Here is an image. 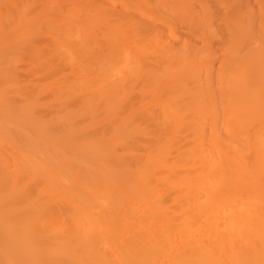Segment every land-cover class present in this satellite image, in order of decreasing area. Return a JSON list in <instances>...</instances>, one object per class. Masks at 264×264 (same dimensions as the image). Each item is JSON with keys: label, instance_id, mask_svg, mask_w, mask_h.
I'll return each mask as SVG.
<instances>
[{"label": "bare ground", "instance_id": "6f19581e", "mask_svg": "<svg viewBox=\"0 0 264 264\" xmlns=\"http://www.w3.org/2000/svg\"><path fill=\"white\" fill-rule=\"evenodd\" d=\"M40 1L0 11V264H264V0Z\"/></svg>", "mask_w": 264, "mask_h": 264}, {"label": "rangeland", "instance_id": "374dc122", "mask_svg": "<svg viewBox=\"0 0 264 264\" xmlns=\"http://www.w3.org/2000/svg\"><path fill=\"white\" fill-rule=\"evenodd\" d=\"M252 2L254 0H251ZM42 1L40 0H22V1H17V6H13L9 4V1H5L6 6L2 7L0 4V11L2 14L3 21L8 27L9 24H11L13 21L9 22L10 18L9 16H13L14 19L18 17V11L22 14L25 13V15L35 17L36 13L39 12L41 9V3ZM89 2V0H82V3L86 5V3ZM100 3H103V1L99 0ZM35 5V6H34ZM25 11V12H23ZM10 47H8L6 50H8ZM24 62L20 64V69L22 71H27L30 70L32 73L30 74H25L22 73V81L23 82H35V83H46V80L44 78H38L37 76L34 75L35 72L38 70L35 67H32L31 65H28V58L27 54L24 56ZM50 96H44L43 101L48 102L50 101ZM81 117L78 118V122L80 121Z\"/></svg>", "mask_w": 264, "mask_h": 264}]
</instances>
